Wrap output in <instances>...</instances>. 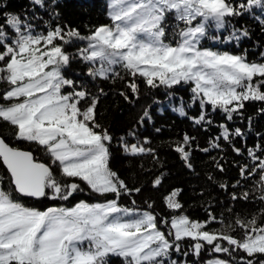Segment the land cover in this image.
I'll return each mask as SVG.
<instances>
[{"label":"snow or ice","instance_id":"obj_1","mask_svg":"<svg viewBox=\"0 0 264 264\" xmlns=\"http://www.w3.org/2000/svg\"><path fill=\"white\" fill-rule=\"evenodd\" d=\"M49 2L59 7L56 0H32L37 8H47ZM108 7L111 24L96 27L88 36L61 25L36 32L34 24L20 14L2 15L0 81L9 87L0 93V100L6 102L0 103V121L15 128L17 140L35 144L38 150L48 153L51 163L67 180L58 179L52 166L38 162L33 152L12 147L0 137V161L10 173L14 192L33 199L67 201L83 192L76 182L79 180L91 192L101 197L113 194L115 198L39 210L0 189V264H110L111 257L122 258V264H180L171 257L174 253L188 255L179 243L185 239L192 242L189 247L196 256L209 246L215 254H227V259L216 257L208 264H264L259 258L264 257V224L258 225L255 216L247 222L235 221L243 230V237L237 238L231 234L233 225L224 231L206 230L217 219L211 213L203 223L187 215L173 217L170 228L174 231L165 232L160 225L169 222L153 212L120 206L122 195L141 189L129 188L110 167L113 136L97 122L100 96L107 93L100 89L98 95H93L77 87V81L67 78L64 71L79 57L90 65H99L88 69L93 78H113L119 75L115 72V66H119L133 78H143L151 88L192 82V99L202 109L195 123L211 124L203 111L208 106L222 111L231 121L234 113L242 114L245 102H264V63L202 48L200 42L212 26L224 29L230 18L254 9L264 13V0H110ZM169 14L185 24L175 45L165 43L164 25ZM254 18L264 29V15ZM241 35L247 37L248 30ZM233 38L240 39L235 30L229 37ZM77 40L86 41V46L77 49L75 55L65 51ZM128 88L133 94L139 92L135 79ZM120 95L129 98L124 92ZM178 111L186 115L183 107ZM260 111L264 113V108ZM140 119H150L147 109ZM221 127L220 139L230 145L233 136L243 135L240 128L230 130L226 124ZM130 135L135 136V132ZM192 140L185 134L183 143L187 146ZM120 142L132 155L154 153V149L138 143L128 144L124 137ZM185 146H177L176 150L192 168ZM212 147L219 148L220 144L213 143ZM256 148L261 151L258 153ZM256 148L247 149L255 164H244L239 171L245 178L258 174L264 189V144ZM233 151L242 153L238 147ZM217 168L224 171L222 164ZM160 184L161 179L154 181V186ZM179 195V191H173L166 198L168 208L182 210L176 199ZM240 198L232 194L233 200ZM243 199H249L248 193H243ZM260 200L264 202V195Z\"/></svg>","mask_w":264,"mask_h":264},{"label":"trees","instance_id":"obj_2","mask_svg":"<svg viewBox=\"0 0 264 264\" xmlns=\"http://www.w3.org/2000/svg\"><path fill=\"white\" fill-rule=\"evenodd\" d=\"M56 3L59 7L49 2L47 8H37L32 4V0H0V8L3 9L0 24L4 23L3 14H20L34 24L36 32H45L61 25L66 30L77 29L83 36H88L100 25L111 24L105 0H56ZM262 15L264 13L259 9H254L252 13L230 18L224 29L212 26L208 29L207 36L201 39L200 46L212 51L244 56L248 62L264 63V57L261 56V53H264V29L254 18ZM164 26L167 36L165 42H179V32L185 28V24L176 20L174 14H169ZM245 29L249 33L247 37L241 35ZM234 30L240 37L239 40L229 39ZM85 43L87 42L77 40L72 46L65 47V51L75 55L77 49L84 47ZM89 67L99 65H90L77 57L64 71L67 78L77 81V87H83L93 95H98L100 89L107 93L106 96H100L97 122L113 136L110 167L125 180L129 188L141 189L139 193L122 195L118 201L120 206L138 209L140 212H153L158 218L169 222L160 225L165 232L172 231L170 221L180 215H187L190 220L203 223L209 219L211 213L217 219L207 225L206 230L224 231L228 225H233L231 234L237 238L243 237V230L235 225L237 219L247 222L255 216L258 225L264 224V202L260 200L264 189L260 184V176L254 174L245 178L239 171L240 166L244 164L250 167L255 164L248 157L247 149L264 144V113L260 111L264 108V102H245L242 114L234 113V119L231 121L225 119L222 111H213L208 106L203 111L207 114L206 120L211 119V124L202 122L197 125L195 119L202 109L199 103L192 99V82H182L171 88L163 85L151 88L143 78H133L119 66H115V72L119 75L110 79L93 78L88 73ZM133 79L138 85V94H133L128 88V83ZM8 87L6 82L0 81V93ZM121 92L126 93L129 98L126 100L120 95ZM0 103L6 102L0 100ZM181 107L186 115L178 111ZM146 109L150 113V119L141 122L140 118ZM225 124L230 130L240 128L243 133L240 137L233 136L231 145L220 139L223 132L221 125ZM156 129L160 131L157 132ZM131 132H135V136L130 135ZM185 134L193 138L187 146L183 143ZM0 137L12 147L33 152L37 161L51 165L57 178L67 182L61 176L60 169L49 161L48 153L42 149L38 150L35 144L17 140L15 128L3 121H0ZM121 137H124L128 144L138 143L154 149V153H126L121 146ZM213 143L220 144V147L213 148ZM177 146H185L190 152L192 168L187 167L182 154L176 150ZM233 147L240 148L242 153L238 155L233 151ZM205 148L209 151H203ZM256 151L259 153L261 149L256 148ZM217 164L223 165V172L217 168ZM158 178L161 179V184L154 186V181ZM76 182L80 183L83 192L75 194L67 201L25 199L14 192L9 174L0 162L1 189L12 192L15 198L27 207L42 210L51 206L69 207L80 200L91 202L115 198L113 194L101 197L91 192L83 182ZM221 184L228 187L222 189ZM173 191L180 192L176 199L182 204V210L167 207L166 198ZM233 193L241 198L233 200ZM243 193H248L247 201L243 199ZM149 204L152 205L151 208L148 207ZM179 243L188 255L174 253L171 259L178 260L180 264H208L205 259L191 252L190 240L185 239ZM206 254L213 255L214 258H228L227 254L211 252L210 246ZM240 255L246 254L241 252ZM110 264H122V258L111 257Z\"/></svg>","mask_w":264,"mask_h":264},{"label":"rangeland","instance_id":"obj_3","mask_svg":"<svg viewBox=\"0 0 264 264\" xmlns=\"http://www.w3.org/2000/svg\"><path fill=\"white\" fill-rule=\"evenodd\" d=\"M105 2H106V4H107V10H108V12H109V7H108V4H109V2H110V0H105ZM180 40V39H179ZM165 43H167V42H165ZM173 45H175V44H173ZM85 46H86V43H85ZM9 86V85H8ZM50 162H51V157H50V160H49ZM86 185V184H85ZM87 186V185H86ZM0 189H1V187H0ZM80 201H83V200H80ZM79 202V201H78ZM78 202H76V203H78ZM87 202V201H86ZM96 202H104V201H91V202H89V203H96ZM75 203V204H76ZM74 204V205H75ZM74 205H72V206H74ZM72 206H69V207H72ZM51 207H60V206H51ZM123 207V206H122ZM48 208V207H47ZM47 208H45V209H47ZM45 209H42V210H45ZM172 231H174V230H172ZM200 258H202V259H205V261L208 263V261L209 260H211V259H214V257L215 256H213V255H209V254H206V250L205 251H203V253H202V255H200L199 256Z\"/></svg>","mask_w":264,"mask_h":264},{"label":"water","instance_id":"obj_4","mask_svg":"<svg viewBox=\"0 0 264 264\" xmlns=\"http://www.w3.org/2000/svg\"><path fill=\"white\" fill-rule=\"evenodd\" d=\"M18 149H20V148H18ZM21 150H23V149H21ZM25 151H27V150H25ZM0 162H1V165H2L3 168L7 171V173L9 174V177H10V173L8 172L6 166L3 164L2 161H0ZM38 162H40V161H38ZM42 163H43V162H42ZM10 182H11V177H10ZM11 186H12V188L14 189V185H13L12 183H11ZM17 195H19L20 197L25 198V199L36 200V199H33V198L23 197V196H21L19 193H17Z\"/></svg>","mask_w":264,"mask_h":264}]
</instances>
